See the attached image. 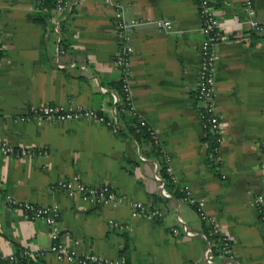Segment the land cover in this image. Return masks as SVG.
Listing matches in <instances>:
<instances>
[{"label":"crops","instance_id":"1","mask_svg":"<svg viewBox=\"0 0 264 264\" xmlns=\"http://www.w3.org/2000/svg\"><path fill=\"white\" fill-rule=\"evenodd\" d=\"M69 1V11L60 13L53 0H0V141L31 151L0 157V254L42 249L44 264H76L47 251V225L13 211L4 199L9 194L57 204L60 228L79 240V254L123 256L133 264H264V202L258 209L254 201L264 197V34L248 30L243 0H210L226 37L217 44L213 99L224 131L217 167L207 161L212 135L195 100L202 40L197 2L116 0L125 19L172 24L170 31L144 25L130 32L134 115L121 92L116 57L122 43L111 10L103 0ZM251 2L264 22V0ZM44 105L95 111L114 120L117 131L83 116L18 120ZM141 127L152 132L158 152ZM165 156L177 178L173 185L178 193L190 188L191 202L168 187L170 196L160 195L156 176L163 178ZM73 175L89 186L109 184L122 201L92 206L69 198L58 182ZM130 201L157 207L162 218H132ZM199 203L230 238V252L222 254L210 237L211 261L199 235L208 230L198 217Z\"/></svg>","mask_w":264,"mask_h":264},{"label":"built area","instance_id":"2","mask_svg":"<svg viewBox=\"0 0 264 264\" xmlns=\"http://www.w3.org/2000/svg\"><path fill=\"white\" fill-rule=\"evenodd\" d=\"M58 12L69 11V0H53ZM108 9L111 10L112 20L115 23V37L122 43L121 53L116 57V64L120 68L122 90L125 94L126 106L129 111L135 114L134 108L129 101L130 92V58L133 53L131 45L130 32L135 28L152 25L160 30L170 31L172 24L165 18H132L125 19L123 17L124 6L116 0H103ZM197 2L198 13L201 20L200 31L202 34V40L199 47V64L197 69V89L195 92V100L199 104V118L208 132L212 135V145L209 153L207 154V161L211 166H219L221 157L219 154L220 144L223 141V123L221 122L217 110L214 104V91H215V72L218 60L217 44L226 37L219 29V24L216 19L213 6L210 0H195ZM243 8L248 15L247 25L248 30L257 34H264V22L258 20L256 10L252 6L251 0H243ZM236 35H233L235 37ZM1 30H0V60H1ZM59 67H63V64H58ZM88 117L92 119H98L104 121L110 126L113 131H117L116 122L112 119H105L102 114L85 108H66L62 105H44L37 108H32L28 115L18 118L19 121L29 120L35 118L40 122H56L69 118ZM139 124L145 126L146 122L142 117H139ZM151 138L154 139V135L150 132ZM156 143V140L154 141ZM261 149L264 153V143L261 145ZM18 150L20 156L25 157L31 154V151L21 147L15 149L13 145L7 141H0V157L8 156ZM143 158V157H142ZM264 168V163L261 165ZM164 171L170 178L171 182L176 183L177 178L173 172L171 166V158L169 156L164 157ZM221 176L224 173L221 172ZM158 182V191L161 196L169 197L167 189L164 186V180L159 175L156 176ZM58 188L64 192L69 198L79 200L82 203L92 206H105L115 205L122 201L123 197L119 196L109 184H102L100 186H89L85 184L78 175H73L72 178L60 180L58 182ZM180 192L183 194L182 199L187 202H191L192 192L191 189L186 186L180 187ZM5 202L13 211H18L22 216L29 221H42L48 227V236L50 239L49 247L47 251L52 253L58 261L74 262L76 264H133L128 262L124 257L119 256L117 258H105L99 256L93 252H84L79 254L77 252V245L79 240L74 238L70 233L64 232L59 225V213L60 209L57 204L39 205L26 200L17 199L11 195L5 196ZM255 204L259 209V206L264 202L262 195L255 196ZM130 208V214L132 218H162V211L157 207L147 209L142 203L130 201L128 203ZM198 217L200 220L208 224V230L205 233L199 235L205 240L204 258L211 261L213 257L212 246L213 243L210 239L216 240V246L218 251L222 254H229L230 252V238L219 232L216 224L210 216L204 211L202 203H199L196 207ZM264 223V218H262ZM184 231L188 235H197L187 228ZM172 234L177 233V229L171 228ZM22 255L34 257L43 256L42 249H38L35 252L23 250ZM7 257L9 260L15 259L14 254L1 256Z\"/></svg>","mask_w":264,"mask_h":264},{"label":"trees","instance_id":"3","mask_svg":"<svg viewBox=\"0 0 264 264\" xmlns=\"http://www.w3.org/2000/svg\"><path fill=\"white\" fill-rule=\"evenodd\" d=\"M121 92H122V96L123 98H125V94L122 90V84H121ZM124 104L126 106V102L124 101ZM127 107V106H126ZM138 124H139V121H138ZM143 130H144V135L145 137H147L148 139L151 138V135H150V131L148 130H145L144 127H141ZM212 141V140H211ZM151 144H152V147H153V150L154 152H158L159 150V146L157 144H155V142L153 141V139H151ZM212 145V144H211ZM210 150V149H209ZM161 172L163 173V178H164V186L165 187H168L170 189V191L172 190V195L174 196H178V197H182L183 194L181 192H177V188L173 185L174 183L171 182L170 178L168 177V175L165 173L164 171V165L162 164V168L160 169ZM24 249H19L17 251L14 252V255H15V259L13 260H9L7 257L5 258H2L1 256H4V255H1L0 254V264H44V261H43V256H34V257H30V256H26V255H22V251ZM123 257V256H122ZM128 262H130L126 257H124ZM132 263V262H131Z\"/></svg>","mask_w":264,"mask_h":264}]
</instances>
